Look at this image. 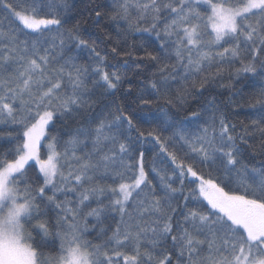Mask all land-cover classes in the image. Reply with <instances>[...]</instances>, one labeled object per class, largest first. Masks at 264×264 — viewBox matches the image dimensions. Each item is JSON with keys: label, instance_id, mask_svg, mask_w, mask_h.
Returning <instances> with one entry per match:
<instances>
[{"label": "snow or ice", "instance_id": "snow-or-ice-1", "mask_svg": "<svg viewBox=\"0 0 264 264\" xmlns=\"http://www.w3.org/2000/svg\"><path fill=\"white\" fill-rule=\"evenodd\" d=\"M0 264H264V0H0Z\"/></svg>", "mask_w": 264, "mask_h": 264}, {"label": "trees", "instance_id": "trees-1", "mask_svg": "<svg viewBox=\"0 0 264 264\" xmlns=\"http://www.w3.org/2000/svg\"><path fill=\"white\" fill-rule=\"evenodd\" d=\"M249 111H252V110L248 109L247 107L244 108V112H249ZM241 118H243V117H241Z\"/></svg>", "mask_w": 264, "mask_h": 264}]
</instances>
